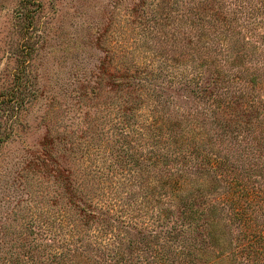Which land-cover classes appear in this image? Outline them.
<instances>
[{"label": "trees", "instance_id": "16d2710c", "mask_svg": "<svg viewBox=\"0 0 264 264\" xmlns=\"http://www.w3.org/2000/svg\"><path fill=\"white\" fill-rule=\"evenodd\" d=\"M126 11L166 53L110 73L126 97L109 103L96 137L47 130L58 173L32 190L0 264H264V0H140ZM162 72L183 100L141 102ZM21 74L6 100L17 106L36 94ZM53 140L98 173H69Z\"/></svg>", "mask_w": 264, "mask_h": 264}, {"label": "rangeland", "instance_id": "374dc122", "mask_svg": "<svg viewBox=\"0 0 264 264\" xmlns=\"http://www.w3.org/2000/svg\"><path fill=\"white\" fill-rule=\"evenodd\" d=\"M139 1L0 0V257L9 255L13 238L30 213L32 190L36 185L46 189L58 173L43 153L41 143L50 138L47 130L65 131L66 141L71 138L74 143L96 137L93 131L100 120L105 121V130L110 125L109 103L126 97L127 89L113 85L110 73L125 68L131 59L148 69L162 61L158 54L166 52L154 48L149 36L133 31L127 21L133 17L127 8ZM150 8L142 5L137 13L143 10L146 17ZM118 48L127 52L125 62H117ZM19 74L36 92L34 98L28 93L23 106L6 101ZM166 78L162 72L152 79L154 95L149 92L150 100L141 102L149 103L157 93L182 101ZM51 146L61 147L55 140ZM57 151L67 161L69 173L74 169L83 177L84 165L87 173H98L90 161ZM123 171L127 173L126 168Z\"/></svg>", "mask_w": 264, "mask_h": 264}]
</instances>
